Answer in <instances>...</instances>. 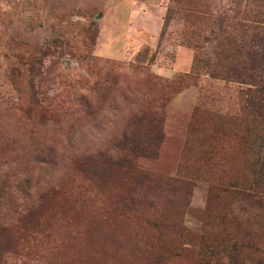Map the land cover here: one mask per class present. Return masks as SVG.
Returning <instances> with one entry per match:
<instances>
[{"label": "rangeland", "instance_id": "374dc122", "mask_svg": "<svg viewBox=\"0 0 264 264\" xmlns=\"http://www.w3.org/2000/svg\"><path fill=\"white\" fill-rule=\"evenodd\" d=\"M259 20L264 0H0V264H198L205 236L218 264H264V208L244 199L264 187V41L255 70L226 46ZM120 154L179 182L135 218L178 255H130L116 199L134 185L104 164ZM247 232L262 251L231 252Z\"/></svg>", "mask_w": 264, "mask_h": 264}, {"label": "trees", "instance_id": "16d2710c", "mask_svg": "<svg viewBox=\"0 0 264 264\" xmlns=\"http://www.w3.org/2000/svg\"><path fill=\"white\" fill-rule=\"evenodd\" d=\"M250 23L258 24L255 29L248 30L251 28L250 24H239L236 25L240 28L244 27V31L241 32L240 36L229 35L227 36L226 46L230 47V55L228 61L238 60L239 62L244 63L247 67L259 69L260 63L258 65L254 64L253 66H248L246 62L254 63L255 59L253 54V48L257 40L261 39L264 41V20L259 21H247ZM257 29V30H256ZM204 39H207V37ZM218 54V53H217ZM264 54V53H261ZM195 61L197 59L195 58ZM217 65V64H215ZM216 70V69H215ZM222 71V70H220ZM244 70L240 73L241 75ZM226 76L233 75L235 73L232 64L227 66L223 70ZM236 74V73H235ZM259 94V97L263 94L264 96V87L261 90L255 91V95ZM252 98V97H251ZM250 102V101H249ZM249 102L248 106H249ZM251 105V103H250ZM140 157L139 150L135 149L134 152H131V155ZM115 159L106 158L104 164L106 169L109 170L111 174L126 178L128 183H132L134 188L127 194L119 196L116 199V203L119 202V209L126 212L127 216L132 218L130 223L124 229V235L128 239L131 236H134L135 240L131 243L129 242V252L131 256H151L154 251L159 250L161 253L166 251L170 252L173 256H176L180 253L181 244L174 241L173 236L170 232H163L165 227H159V222L156 218L155 223L150 222V218L143 219V225L141 227L136 226L135 218H140L142 208H146L148 211H154L155 214H164L161 209H158L160 201H163L166 196L171 194L174 198L178 192L176 182L179 183L176 179H168L158 175H152L149 172L138 169L135 159H129L124 155L120 154ZM256 184V183H255ZM249 187V186H248ZM249 193L245 195L246 200L249 204L256 206L258 209L264 208V187L255 193L256 195L251 196L254 192L250 187L247 189ZM176 200V199H175ZM179 203V199L176 200ZM115 203V206H116ZM166 205H175L172 201H168L167 204H163L162 208L167 210ZM255 209V207H253ZM118 211V210H117ZM181 211V210H179ZM118 214V213H117ZM151 217V216H150ZM152 219V218H151ZM222 220L224 218H221ZM233 222V220H231ZM236 222V221H235ZM233 222V223H235ZM243 221L239 220L236 224L241 225ZM262 226V239H264V222L261 223ZM152 235L156 236V241L152 242L146 238V241L138 240L142 235ZM251 234L248 232L244 234L239 240L233 237H227V241L231 242V252L238 251L239 253L250 252L259 253L262 250L259 248V245L256 244L253 239H250ZM218 237L207 238V236L201 239L200 249H199V259L198 264H218L223 256V248L220 245L221 241L217 239ZM255 242V243H254ZM263 244V243H262ZM222 250V251H221ZM262 261H255L254 264H260ZM74 264H97L92 261H84L82 259L75 261Z\"/></svg>", "mask_w": 264, "mask_h": 264}]
</instances>
